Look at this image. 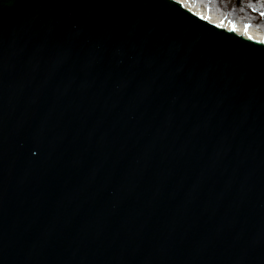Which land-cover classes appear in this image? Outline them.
Segmentation results:
<instances>
[{
  "label": "water",
  "instance_id": "water-1",
  "mask_svg": "<svg viewBox=\"0 0 264 264\" xmlns=\"http://www.w3.org/2000/svg\"><path fill=\"white\" fill-rule=\"evenodd\" d=\"M177 1L0 0V264H264V43Z\"/></svg>",
  "mask_w": 264,
  "mask_h": 264
},
{
  "label": "bare ground",
  "instance_id": "bare-ground-1",
  "mask_svg": "<svg viewBox=\"0 0 264 264\" xmlns=\"http://www.w3.org/2000/svg\"><path fill=\"white\" fill-rule=\"evenodd\" d=\"M187 7L227 29L234 30L238 34L264 43V22L256 24L253 16L246 8L235 13H227L214 6L211 0H178ZM242 4L239 3L238 6ZM225 8H228L226 5Z\"/></svg>",
  "mask_w": 264,
  "mask_h": 264
},
{
  "label": "rangeland",
  "instance_id": "rangeland-1",
  "mask_svg": "<svg viewBox=\"0 0 264 264\" xmlns=\"http://www.w3.org/2000/svg\"><path fill=\"white\" fill-rule=\"evenodd\" d=\"M242 1H243V0H233V1H232V4H237L238 2H239V3H242ZM223 3H224V4H228V3H229V0H224Z\"/></svg>",
  "mask_w": 264,
  "mask_h": 264
}]
</instances>
